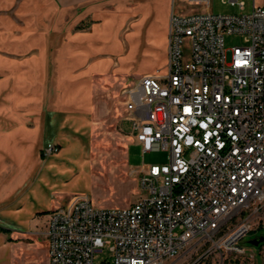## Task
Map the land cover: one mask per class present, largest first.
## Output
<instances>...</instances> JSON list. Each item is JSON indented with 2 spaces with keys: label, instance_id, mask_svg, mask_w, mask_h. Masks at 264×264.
Returning a JSON list of instances; mask_svg holds the SVG:
<instances>
[{
  "label": "built area",
  "instance_id": "obj_1",
  "mask_svg": "<svg viewBox=\"0 0 264 264\" xmlns=\"http://www.w3.org/2000/svg\"><path fill=\"white\" fill-rule=\"evenodd\" d=\"M172 2L165 70L124 89L142 154L167 161L136 168L130 206L77 194L51 210L48 264H96L106 245L112 258L101 264H172L188 250L204 251L194 264L213 253L252 258L264 245L241 242L264 229V0L229 14L212 0ZM227 34L242 42L228 48ZM58 150L49 142L44 154Z\"/></svg>",
  "mask_w": 264,
  "mask_h": 264
},
{
  "label": "crops",
  "instance_id": "obj_2",
  "mask_svg": "<svg viewBox=\"0 0 264 264\" xmlns=\"http://www.w3.org/2000/svg\"><path fill=\"white\" fill-rule=\"evenodd\" d=\"M172 6V0H0V243L16 251L25 244L28 258L49 263L43 235L49 213L77 195L68 176L91 161L65 146L109 110L105 94L133 80L135 61L153 59L142 75L165 70ZM127 135L128 147L140 145ZM48 142L63 147L45 156Z\"/></svg>",
  "mask_w": 264,
  "mask_h": 264
},
{
  "label": "rangeland",
  "instance_id": "obj_3",
  "mask_svg": "<svg viewBox=\"0 0 264 264\" xmlns=\"http://www.w3.org/2000/svg\"><path fill=\"white\" fill-rule=\"evenodd\" d=\"M241 1L245 2L243 9L239 4H231L229 0H212L211 9L214 13L223 14L250 12L253 7V0ZM260 2L262 0H258V3ZM57 39L56 41H58ZM225 39L228 48L242 42L241 36L237 34H227ZM153 64V59L135 61L131 73H128L133 76V80L127 81L120 87L117 86L116 89L111 88L105 94L109 110L100 111V115L93 116L94 127L76 132L80 138L79 141L70 142L65 146L66 149L73 151L71 153L76 154L78 160H82V162L91 160L89 163L85 162L86 164L82 168L78 166L76 173H70L68 184L69 187L74 188L75 193L88 195L96 205L126 207L134 204L140 196L136 168L144 163L167 161L166 152L150 151L143 155L140 145L133 143L128 147L130 138L127 132H133V129L131 121L126 118L127 111L123 108V105L125 106L124 89L136 81L142 75V71L152 67ZM124 118L126 119L123 121V127L127 132L121 129ZM53 143L57 145L59 150L51 155L58 154L63 147L57 142ZM127 155L129 161H127ZM39 228L40 226L34 227L36 230ZM258 237H264V229L250 232L241 242L248 245L251 239ZM27 240L30 239L27 238ZM11 246L14 247L13 243L6 244L5 242V245L0 243V250L4 248V254L0 251V256H2L0 257V264H29L34 262L40 264L39 258L37 261L28 258L29 250L25 244H20L21 247L18 251ZM254 250L256 253L252 258L213 253L204 256L200 264H264V245L260 248H254ZM16 252L18 256H16ZM203 252L188 250L172 264H194L195 259L201 256ZM111 258L112 254L107 245L95 254L96 264H101L104 260Z\"/></svg>",
  "mask_w": 264,
  "mask_h": 264
},
{
  "label": "water",
  "instance_id": "obj_4",
  "mask_svg": "<svg viewBox=\"0 0 264 264\" xmlns=\"http://www.w3.org/2000/svg\"><path fill=\"white\" fill-rule=\"evenodd\" d=\"M263 239H264L263 237H258V238L250 240V243L258 244Z\"/></svg>",
  "mask_w": 264,
  "mask_h": 264
},
{
  "label": "trees",
  "instance_id": "obj_5",
  "mask_svg": "<svg viewBox=\"0 0 264 264\" xmlns=\"http://www.w3.org/2000/svg\"><path fill=\"white\" fill-rule=\"evenodd\" d=\"M1 230H3V231H8V229H5V228H1ZM262 243H260V245H261Z\"/></svg>",
  "mask_w": 264,
  "mask_h": 264
}]
</instances>
